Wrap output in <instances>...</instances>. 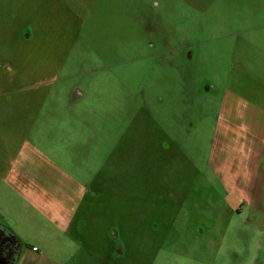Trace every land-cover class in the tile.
Returning a JSON list of instances; mask_svg holds the SVG:
<instances>
[{"label": "rangeland", "instance_id": "obj_1", "mask_svg": "<svg viewBox=\"0 0 264 264\" xmlns=\"http://www.w3.org/2000/svg\"><path fill=\"white\" fill-rule=\"evenodd\" d=\"M0 227L20 264H264V0H0Z\"/></svg>", "mask_w": 264, "mask_h": 264}, {"label": "flooded vegetation", "instance_id": "obj_2", "mask_svg": "<svg viewBox=\"0 0 264 264\" xmlns=\"http://www.w3.org/2000/svg\"><path fill=\"white\" fill-rule=\"evenodd\" d=\"M9 235V233L5 235L0 232V264H20L19 247L13 237Z\"/></svg>", "mask_w": 264, "mask_h": 264}, {"label": "crops", "instance_id": "obj_3", "mask_svg": "<svg viewBox=\"0 0 264 264\" xmlns=\"http://www.w3.org/2000/svg\"><path fill=\"white\" fill-rule=\"evenodd\" d=\"M0 232H3L5 235H6V233H9L6 229H4V228H2V227H0ZM10 236V235H9ZM14 239V238H13Z\"/></svg>", "mask_w": 264, "mask_h": 264}, {"label": "built area", "instance_id": "obj_4", "mask_svg": "<svg viewBox=\"0 0 264 264\" xmlns=\"http://www.w3.org/2000/svg\"><path fill=\"white\" fill-rule=\"evenodd\" d=\"M34 250H36V247H33Z\"/></svg>", "mask_w": 264, "mask_h": 264}]
</instances>
